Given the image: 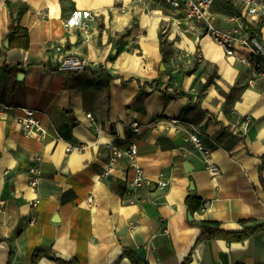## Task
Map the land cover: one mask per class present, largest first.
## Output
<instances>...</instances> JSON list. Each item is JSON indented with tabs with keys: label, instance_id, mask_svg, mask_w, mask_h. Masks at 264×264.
Returning <instances> with one entry per match:
<instances>
[{
	"label": "crops",
	"instance_id": "crops-1",
	"mask_svg": "<svg viewBox=\"0 0 264 264\" xmlns=\"http://www.w3.org/2000/svg\"><path fill=\"white\" fill-rule=\"evenodd\" d=\"M23 5L19 26L30 45L10 48L11 9ZM212 14L229 29L241 9L217 0ZM244 21L264 44V17ZM177 51L199 58L175 68L168 62ZM69 56L88 65L61 71ZM251 78L204 23L186 21L164 1L0 0V102L9 107L0 116V264H30L36 249L75 264H132L122 258L126 248L147 264H181L189 254L192 264H264V232L243 243L196 245L199 227L186 205L193 182L202 201L194 221L219 222L228 232L242 231V221H264V79L251 85ZM164 91L190 97L170 99ZM25 109L35 111L45 136L24 134L17 118ZM132 142L137 156L112 162ZM33 165L41 170L36 190L29 186ZM137 168L150 181L130 188ZM107 169L111 175L102 178ZM38 264L57 263L44 257Z\"/></svg>",
	"mask_w": 264,
	"mask_h": 264
},
{
	"label": "built area",
	"instance_id": "built-area-1",
	"mask_svg": "<svg viewBox=\"0 0 264 264\" xmlns=\"http://www.w3.org/2000/svg\"><path fill=\"white\" fill-rule=\"evenodd\" d=\"M167 3L173 9L179 11L186 21L193 23H204L207 34L213 39V41L219 45L228 57H239L240 61L251 69L252 78L249 83L255 85L258 79H264V64L258 60V58H264V44L257 38L252 37L248 33V24L245 23V17H264V0H231L241 9V14L236 15L233 18L234 26L229 29H222L216 24L214 15L212 14V7L217 0H160ZM66 26H69L67 24ZM245 49L251 53V56H240V50ZM88 65L85 59H81L76 56H69L64 59L60 65L61 71L83 70ZM9 107L0 102V116L4 115ZM90 119H93V115L89 113L87 115ZM17 122L21 124L24 130V134L27 137H31L36 133H40L45 136L47 131L43 128L41 122L36 117V113L33 109H25L24 115L17 118ZM132 126L135 131L140 129L139 124L136 121L132 122ZM196 147L204 154H208V151L204 147L202 140L198 137H191ZM69 151L71 148L68 149ZM138 154V148L135 142L131 143L128 150H115L112 156V162L116 158L128 156L135 158ZM211 173L216 174V168H210ZM111 175L110 169L105 170L102 178H108ZM41 170L37 165H33L29 168V186L36 190L40 184ZM150 181L145 177L142 169L137 168L136 178L129 184L130 188H136L141 186L143 182ZM167 185L166 182H159L161 188ZM40 203L39 199L35 200L34 205ZM205 203V205H207Z\"/></svg>",
	"mask_w": 264,
	"mask_h": 264
},
{
	"label": "trees",
	"instance_id": "trees-1",
	"mask_svg": "<svg viewBox=\"0 0 264 264\" xmlns=\"http://www.w3.org/2000/svg\"><path fill=\"white\" fill-rule=\"evenodd\" d=\"M9 6L11 7V4ZM26 11H27V6L25 5L20 6L17 10H13V8L11 9L12 22H11V32H10V45H9L10 48H28L30 45V38L28 31L19 26L20 19ZM251 34L252 36L255 37L253 32H251ZM165 45L166 42L162 40L161 50L163 53L164 62H166L170 57V52H168ZM191 73L192 70L185 72V74H191ZM164 74L165 72H161L160 75L163 76ZM158 83L159 81H154L152 84H150V86H157ZM211 83H212V79H208L207 82L203 85V88L207 89ZM157 88H159V86H157ZM164 93L170 99H174L177 97H185V96L190 97V95H188L184 91H179L173 94H168L167 91H164ZM186 205L188 206V213L191 214L192 216H194V214L201 208L202 201L196 195L195 191H191L189 196L186 198ZM193 223H196L198 225L200 232L195 243L196 245L203 241H210L214 239L225 240L229 244L243 243L252 236L264 232V221L261 222L255 220L242 221V225L244 226V229L240 232L225 231L221 228V224L219 222H214V221H200V222L193 221ZM44 257L49 258L50 260H52L57 264H75L73 261L66 262L56 258H52L49 255H47V253L42 249H36L32 253L30 257V264H38V262ZM122 258H128L132 262V264H147L137 255V253L133 249L130 248H126L124 250ZM181 264H192V256L190 254L186 256Z\"/></svg>",
	"mask_w": 264,
	"mask_h": 264
},
{
	"label": "rangeland",
	"instance_id": "rangeland-1",
	"mask_svg": "<svg viewBox=\"0 0 264 264\" xmlns=\"http://www.w3.org/2000/svg\"><path fill=\"white\" fill-rule=\"evenodd\" d=\"M165 29L167 30V32L170 33L171 29H172V26H169V27L166 26ZM184 29L185 28L180 27L179 28V33L180 32L181 33L184 32ZM178 39L180 40L181 38H178ZM181 55H183V56H181ZM196 55H198V54H196ZM179 58H181V59H179ZM198 58H199L198 56L193 57L191 55H188V53H186V52H184V53L183 52H178V59L168 62V65L172 66V64H173V67L181 69L184 66H186V67L192 66L194 64V61H196ZM184 61H186V63ZM198 65H199V67H203V68L209 69V65L205 63V60L198 61Z\"/></svg>",
	"mask_w": 264,
	"mask_h": 264
},
{
	"label": "water",
	"instance_id": "water-1",
	"mask_svg": "<svg viewBox=\"0 0 264 264\" xmlns=\"http://www.w3.org/2000/svg\"><path fill=\"white\" fill-rule=\"evenodd\" d=\"M6 44H8V43H6ZM165 70H166V67H165L164 64H162V65H161V71L164 72ZM18 77L21 78L22 75L19 74ZM184 168H185L186 172H191V171L193 170L192 165H191L190 162H188V161H185V162H184ZM190 190H191V191H194V190H195V185H194L193 182H192L191 185H190ZM188 218H189V220H190L191 222L194 221V216H192L191 214L188 215Z\"/></svg>",
	"mask_w": 264,
	"mask_h": 264
},
{
	"label": "bare ground",
	"instance_id": "bare-ground-1",
	"mask_svg": "<svg viewBox=\"0 0 264 264\" xmlns=\"http://www.w3.org/2000/svg\"><path fill=\"white\" fill-rule=\"evenodd\" d=\"M55 9H56V10H58V9H59V7H58V6H56V7H55ZM158 20H159L158 18H155V21H156V22H157ZM115 254H117V251L113 252V254H112L111 258H113ZM111 258H110V259H111ZM110 261H111V260H110Z\"/></svg>",
	"mask_w": 264,
	"mask_h": 264
}]
</instances>
